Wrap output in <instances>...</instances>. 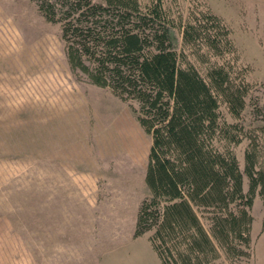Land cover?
<instances>
[{"label": "rangeland", "instance_id": "374dc122", "mask_svg": "<svg viewBox=\"0 0 264 264\" xmlns=\"http://www.w3.org/2000/svg\"><path fill=\"white\" fill-rule=\"evenodd\" d=\"M162 1L176 23L209 11L228 30L230 50L218 55L204 44L198 50L185 45L183 64L204 76L209 65L225 63L246 83L239 115L221 97L219 110L237 125L239 141L229 148L247 191L245 151L253 141L264 167V0ZM138 106L69 65L61 22L46 19L36 0H0V264H84L85 241L67 235L69 226L82 223L96 234L100 226H120L112 240L93 248L96 264H161L145 234L130 236L149 194L151 134L137 120ZM250 213L249 255L230 259L220 250L214 264H264L258 193Z\"/></svg>", "mask_w": 264, "mask_h": 264}, {"label": "trees", "instance_id": "16d2710c", "mask_svg": "<svg viewBox=\"0 0 264 264\" xmlns=\"http://www.w3.org/2000/svg\"><path fill=\"white\" fill-rule=\"evenodd\" d=\"M36 2L46 19L61 22L72 68L138 101L134 111L151 144L144 175L149 194L138 205L133 235L152 230L148 238L162 264H214L220 250L230 259L248 256L256 193L264 206V167L253 141L245 151L244 191L229 148L239 141L237 125L219 110L221 97L237 117L246 83L225 63L209 65L204 76L183 64L185 45L198 50L204 44L218 55L231 49L219 17L204 11L176 23L162 0L143 6L138 0Z\"/></svg>", "mask_w": 264, "mask_h": 264}, {"label": "crops", "instance_id": "0c3cea01", "mask_svg": "<svg viewBox=\"0 0 264 264\" xmlns=\"http://www.w3.org/2000/svg\"><path fill=\"white\" fill-rule=\"evenodd\" d=\"M116 227L119 229L120 226H118L117 224H114L107 231V230H104L100 226L98 228L100 233L96 234L93 231V225L92 224L82 223V224H79V225H71V226H69L67 228L68 229L67 235H68V237H71V240L76 239V240H79L81 243H83V241H85L83 243L84 244L83 246L85 247V252L88 251L89 255H88V258H87V260H86V262L84 264H96V260L94 259V251L95 250L93 248L100 247V245L103 244L104 242H106L107 240L108 241L112 240V238H113V236L115 234L114 231H115ZM122 230L124 231L125 229H122ZM133 230H134V224H133V227H132L131 232H130V236L131 237H139V236H142L143 234H145L147 240L149 241V243L151 245V242H150V240L148 238L149 234L143 233L141 235L134 236L133 235ZM58 231H59V229H58ZM63 231H65V229ZM74 232H76L77 235L74 234ZM97 237L99 238V242L96 241ZM90 239L94 240V241L93 242H89ZM151 247H152V245H151ZM155 253H156V251H155ZM72 255H73V257H78L79 256L78 252H77L76 255H75L74 252H72ZM156 255H157V253H156ZM158 258H159V256H158ZM159 260H160V258H159ZM160 263L162 264L161 260H160Z\"/></svg>", "mask_w": 264, "mask_h": 264}]
</instances>
